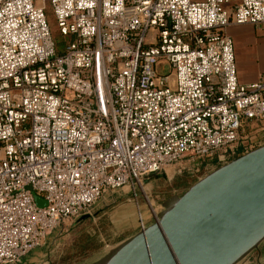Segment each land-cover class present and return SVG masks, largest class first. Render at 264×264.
<instances>
[{
	"label": "built area",
	"instance_id": "obj_1",
	"mask_svg": "<svg viewBox=\"0 0 264 264\" xmlns=\"http://www.w3.org/2000/svg\"><path fill=\"white\" fill-rule=\"evenodd\" d=\"M246 25L264 27V0H0V264L108 192L264 146L246 132L264 75L240 83L227 34Z\"/></svg>",
	"mask_w": 264,
	"mask_h": 264
},
{
	"label": "water",
	"instance_id": "obj_2",
	"mask_svg": "<svg viewBox=\"0 0 264 264\" xmlns=\"http://www.w3.org/2000/svg\"><path fill=\"white\" fill-rule=\"evenodd\" d=\"M263 242L264 146L199 180L102 264H239Z\"/></svg>",
	"mask_w": 264,
	"mask_h": 264
},
{
	"label": "rangeland",
	"instance_id": "obj_3",
	"mask_svg": "<svg viewBox=\"0 0 264 264\" xmlns=\"http://www.w3.org/2000/svg\"><path fill=\"white\" fill-rule=\"evenodd\" d=\"M47 19L54 38L59 44L61 43V47L59 48V50L62 51V45H64L66 40L63 39L60 35L54 17L53 9L50 6L47 9ZM229 31H233L234 34L237 36L235 38L233 37V40L235 42L237 60L243 59L244 55L247 52L249 53L251 50H253L252 53H255L257 55V57L254 58L256 61V67L259 70L264 71V27L246 25L240 27H231L228 29V32ZM240 35L242 39L246 40V44L243 43V40L239 41ZM160 73L169 74L170 70L168 68L163 69L161 67ZM263 128L264 124H251V128H246V132L251 134L250 136L252 137H256L259 135L261 137L263 135ZM183 167V169H175L169 171V177L172 180L163 177L162 175L164 173H161L158 174L160 178L158 177L157 179L159 180L154 181L153 179H151L150 181L144 182L143 189H136V196H132V193H134V191L129 188H124V190L130 192L127 197L121 195L123 189L104 194L101 200L95 205L93 210L92 217L96 218V223L91 222L90 224L86 225L83 228L84 232L82 231V235L81 231H79V233L75 235L78 239H76L75 245L74 247H72L71 251H69V249L67 248L63 249V246L68 245L67 240H70L68 238H70V236L72 235V229L74 228L76 222L72 224H67L53 231L48 236L47 240L45 241L42 247L33 251L19 264L99 263L97 262L98 259L93 261H89V259L95 254H101L102 247L104 245L103 238L105 239V237H117L119 231L122 230V227L119 226L120 220H122V216L126 215V213H130L131 208L135 210V213L134 217H131L130 213L127 218V220H129L128 223L131 224L135 221H138L139 225H141V222L142 224H145L144 219L148 218L149 216L150 218L156 216L155 214L165 209V206L168 205V199L170 197H181L189 190L190 187L196 184L199 180L203 179L205 174L208 175L211 173V171H208L206 169L196 171L191 166L187 168L183 165ZM174 174H177L176 178H173ZM185 175H187L188 178H186ZM178 176L185 177L182 178ZM263 244L264 242L262 243V245ZM62 250H64V254H66L64 255L63 260L59 259V255L61 254ZM257 250L258 248L253 252ZM69 252H71V254H68ZM253 252L251 254H253ZM251 254H249L240 263H246Z\"/></svg>",
	"mask_w": 264,
	"mask_h": 264
},
{
	"label": "crops",
	"instance_id": "obj_4",
	"mask_svg": "<svg viewBox=\"0 0 264 264\" xmlns=\"http://www.w3.org/2000/svg\"><path fill=\"white\" fill-rule=\"evenodd\" d=\"M227 34L232 39H233V37L234 38L237 37L234 34L233 31H231V32L229 31L228 32V30H227ZM242 40H243V43H245V44L247 43L246 40L242 39V37L240 35L239 41H242ZM234 45H235V42H234ZM252 51L253 50H251L249 53L247 52L244 55V58L241 59V60L240 59L237 60L236 51H235L238 77H239L240 83L243 84V85L254 84L258 80V78L262 74H264L263 70H259L256 67V61H255L254 58H256L257 55L255 53L253 54ZM193 169L196 170V171H200V170H202L204 168L203 167H197V165H195V166H193ZM172 170H175V168L166 169V173H164L162 176L166 177V178H169V180H172L169 177V175H170L169 171H172ZM176 175L177 174H174L173 178H176ZM192 175H195V174H192ZM185 176H186V178H188L187 175H185ZM185 176H178V177H182L183 178ZM205 176H207V174H205ZM158 177L160 178L159 175L151 176L147 181H150L151 179H153L154 181L155 180H159V179H157ZM189 178H190V176H189ZM129 193H130L129 191H126V190L123 189L121 195L127 197L129 195ZM133 195L136 196L135 193H132V196ZM176 198H178V197L177 196L170 197L168 199V205H169V203L172 200H175ZM168 205L165 206L164 210H162V211L158 212L157 214H155L156 216H153L151 218L149 216L146 219L143 218L145 220L146 226L148 227L152 223H154L156 221V219L166 210ZM130 213H131V215H130ZM130 213H128V214L126 213V215L122 216L123 218H122V220H120V223H119V226L122 227V230L119 231V234L117 235V237H114V238L105 237V239L103 238L104 245L102 247L101 254L93 255L89 259V261H93V260L98 259L97 262H99V263H97V264H102L115 250H117L120 246H122L124 243H126L131 238L135 237L136 235H138L141 232L142 227H141V225H139L138 221H135V222H133L131 224L128 223L129 222V220H127L128 216L130 215L131 217H134L135 210L133 208H131L130 209ZM131 217H129V218H131ZM133 220H134V218H133ZM91 222L96 223V218L92 217L90 220H85V221L78 220V221H76L75 226L72 229V235L70 236V238H68L70 240H67L68 245H73V246L65 245V246H63V249L67 248V249H69V251H71L72 247H74V245H75L76 239H78L77 236H75V235L78 234L79 231H81V235H82L83 232H84L83 228L86 225L90 224ZM68 254H71V252H69ZM64 255H66V254H64V250H62L61 254L59 255V259L63 260L64 259ZM253 256H255V257H253ZM240 264H264V244L263 245L261 244V246H259L258 250L253 252V254H251L249 256V259H248V261H246V263L243 262V263H240Z\"/></svg>",
	"mask_w": 264,
	"mask_h": 264
},
{
	"label": "trees",
	"instance_id": "obj_5",
	"mask_svg": "<svg viewBox=\"0 0 264 264\" xmlns=\"http://www.w3.org/2000/svg\"><path fill=\"white\" fill-rule=\"evenodd\" d=\"M59 52L61 53L62 51L59 50ZM208 163H213V161L212 160L211 161H205L204 165H207Z\"/></svg>",
	"mask_w": 264,
	"mask_h": 264
}]
</instances>
